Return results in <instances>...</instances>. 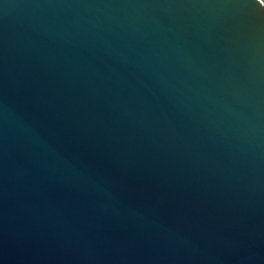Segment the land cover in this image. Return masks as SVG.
Returning <instances> with one entry per match:
<instances>
[{"label":"water","instance_id":"obj_1","mask_svg":"<svg viewBox=\"0 0 264 264\" xmlns=\"http://www.w3.org/2000/svg\"><path fill=\"white\" fill-rule=\"evenodd\" d=\"M0 264H264V0H0Z\"/></svg>","mask_w":264,"mask_h":264}]
</instances>
